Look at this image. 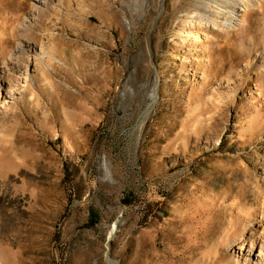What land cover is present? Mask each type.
Masks as SVG:
<instances>
[{
  "label": "rangeland",
  "instance_id": "1",
  "mask_svg": "<svg viewBox=\"0 0 264 264\" xmlns=\"http://www.w3.org/2000/svg\"><path fill=\"white\" fill-rule=\"evenodd\" d=\"M0 85V264H264V0H0Z\"/></svg>",
  "mask_w": 264,
  "mask_h": 264
},
{
  "label": "bare ground",
  "instance_id": "2",
  "mask_svg": "<svg viewBox=\"0 0 264 264\" xmlns=\"http://www.w3.org/2000/svg\"><path fill=\"white\" fill-rule=\"evenodd\" d=\"M194 40L196 41V37H194ZM21 49H23V47H21ZM4 53V52H3ZM11 55V54H10ZM4 60H6V53H4ZM28 70V69H27ZM26 78H28V75L26 76ZM23 86H25V85H23ZM2 87V85H0V88ZM14 87H16V85H14V86H11L10 87V89H6V88H4L3 87V89L5 90L4 92H5V94H7V97H11V98H13V96H14V94H13V92L14 91H16V89H14ZM7 97H5V102H3L1 105H5V104H9L10 102H8V98ZM244 246V244H241V248Z\"/></svg>",
  "mask_w": 264,
  "mask_h": 264
}]
</instances>
